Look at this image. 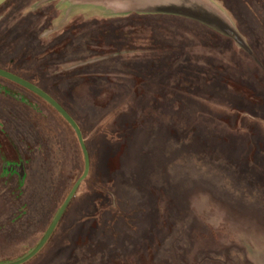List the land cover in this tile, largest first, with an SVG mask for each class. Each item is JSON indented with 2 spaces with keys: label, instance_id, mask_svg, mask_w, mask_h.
I'll use <instances>...</instances> for the list:
<instances>
[{
  "label": "rangeland",
  "instance_id": "1",
  "mask_svg": "<svg viewBox=\"0 0 264 264\" xmlns=\"http://www.w3.org/2000/svg\"><path fill=\"white\" fill-rule=\"evenodd\" d=\"M14 1L0 6L1 55L24 47L18 64L26 73L56 84L48 83L83 127L99 121L104 131L89 153L93 179L80 184L51 240L24 264H263L256 257L264 251V0H214L246 47L170 18L88 22L61 36L60 20L36 11L56 0L19 12L27 0ZM0 84L46 116L22 144L24 163L8 166L26 175L23 188L17 176H0L3 260L39 242L81 159L48 105ZM1 147L0 170L19 157ZM94 179L103 193L90 186Z\"/></svg>",
  "mask_w": 264,
  "mask_h": 264
},
{
  "label": "trees",
  "instance_id": "2",
  "mask_svg": "<svg viewBox=\"0 0 264 264\" xmlns=\"http://www.w3.org/2000/svg\"><path fill=\"white\" fill-rule=\"evenodd\" d=\"M10 1H14V0H7L4 4H7ZM16 1L17 0H15L14 2H16ZM34 1H36V0H27V2L22 5L20 10H17L16 12L21 11L23 8L29 6ZM36 11L37 12H42V13L44 12V14L46 16L45 17L42 16V19L44 18V19H46V21L49 20L50 23H52V21L58 15V9L56 8L55 5L53 6L51 3L42 4ZM140 17H142V16H139L137 14H131L129 17L122 18V19L123 20L124 19H132V20H134V19L140 18ZM149 17H164V16L153 15V16H149ZM165 17L170 18V19L176 18V17H173V16H165ZM115 20H117V19H115ZM115 20H104V19H99V18L88 19V20H86V22L85 21L74 20L72 22H68L67 24H65L63 26V28L60 31V33H61L60 35L62 36L66 31H71V32L72 31H76L77 33L76 32H73V33L74 34H78V32H80L81 29H82V28H80L82 23L96 22V24L98 23L97 24L98 27H100V28L104 27L105 28L107 25L112 24V22H114ZM118 28H120V27L118 26ZM123 28L126 29V26L123 27ZM120 29L122 30V28H120ZM74 34H70L68 36V38L72 37ZM28 41H29V44H32L34 39L33 38H29ZM23 48L24 47H21V49L17 52V54H11L10 51H6L4 54L1 55V52H0V67L8 69V70H10L12 72H15L16 74H19L20 76H23L24 78H27V79L31 80L32 82L36 83L37 85L42 87L44 90H46L48 93H50L52 96H54L66 108V110L70 114H72V116L76 119V121L81 126L83 134H84V139H85V142L87 144L90 156H93L94 155L93 152H94L96 140H97L98 137H101V134L103 135V133H104L103 128L101 126V122L98 121L94 125H91V126L86 127V128L83 127L80 124L79 119H77V117L72 113V111H70L69 107L65 103H63V101H62V99L60 97L57 96V93H56L57 90L53 91L51 89V87L49 86V84H51V83H49L48 80L43 78V81H45V83H42L35 77V75H33V73H26V71L24 70L25 68H23V65L22 64H18L19 59L23 58L24 53H25ZM60 72H62V71L56 72V75L59 74ZM9 82L14 84V85H16L19 88H22V89L28 91L33 96L37 97L39 100H41L46 105H48V107H50L53 110V112L56 115H58L63 120L65 125H67V127L72 132L73 139H74L75 144H76L77 154H78V156L81 159V169H80L79 176L73 181L71 186L68 188L66 194L62 198V201L60 202V204H62L64 199L66 198V196L68 195V193L70 192V190L74 186L75 182L78 180V178L81 176V174H82V172L84 170V158H83L84 156H83V151L81 149V146H80L79 140L77 138V135H76L74 129L65 120V118L57 110H55L49 103H47L45 100H43L41 97H39L38 95L34 94L33 92H31V91L19 86L18 84L13 83L11 81H9ZM51 85L53 87L56 84L52 83ZM6 102L7 101H4V102L0 101V149L2 148L1 147L2 144L3 145L4 144L9 145L13 150L16 151V154H17V156L19 155V157H18V159L16 161H14V160H12V161H9V160L4 161L3 165L1 166L0 176L1 177L14 176V175L17 176V186L19 188H23L25 180H26V175L25 174H19V173L16 172V170L14 171L13 169L10 170V169H8V166L11 165V163L14 164L15 162L16 163H22V164L24 163V159L22 158L23 155L19 154V152L21 150V147H22V144L24 143L25 140H28L27 138L29 136V133H30L31 129H37V131H38V128L41 126L39 121L43 120V122H44V120H45L44 117H46V116H45V114L43 113L42 109L39 106H37L36 104H34L33 102H31L30 100L25 98L24 96L19 95L17 93L14 94V98L13 99L9 100V103H6ZM32 133H34V135L36 136V137H34V140L40 141L39 133H36L34 130L32 131ZM41 138L43 139V137H41ZM26 146H27V143H26L25 147ZM0 155L2 156V158H4V156L2 154H0ZM92 179H93V177H92V173H91L85 179V182H87V181L89 182V180H92ZM90 186L94 187V188L97 187V189H99L100 193H103L102 190H104V186L105 185H102L101 181L94 179V182L91 181ZM110 187H111V189L108 190V193H109V195L114 197L115 196V192H116V188L113 185L110 186ZM101 196L102 195H100L99 197H101ZM73 199L70 201V204H69L66 212L63 214V216H62V218L60 220V223L57 226V229L61 225V223L64 220L65 216L67 215L68 211L70 210V207L72 205ZM55 232H56V230H55ZM17 257L18 256L0 260V263L11 262V261H14V260H17V259L20 258V257H18V258Z\"/></svg>",
  "mask_w": 264,
  "mask_h": 264
},
{
  "label": "water",
  "instance_id": "3",
  "mask_svg": "<svg viewBox=\"0 0 264 264\" xmlns=\"http://www.w3.org/2000/svg\"><path fill=\"white\" fill-rule=\"evenodd\" d=\"M7 0H0V6L4 4ZM71 5H83L87 3H104L109 4L114 2L119 4L118 7L127 8L130 11H137L142 13H168L186 16L195 19L214 30L219 31L235 40L237 44L242 47H246L242 38L239 36L238 32L234 28L227 14L212 0H64ZM0 76L6 78L18 85L30 90L35 93L45 101H47L52 107H54L71 125L74 129L77 138L79 140L81 149L84 155L85 167L82 175L75 182L74 186L64 199L63 203L56 212L53 220L48 226L42 238L39 242L24 256L21 258L0 264H24L25 262L32 259L47 243L50 236L54 232L56 226L61 220L63 214L65 213L70 201L76 194L80 184L86 179L90 170V156L83 137L82 130L73 118V116L64 108L60 102H58L52 95H50L43 88L37 84L31 82L30 80L13 73L4 68H0Z\"/></svg>",
  "mask_w": 264,
  "mask_h": 264
},
{
  "label": "crops",
  "instance_id": "4",
  "mask_svg": "<svg viewBox=\"0 0 264 264\" xmlns=\"http://www.w3.org/2000/svg\"><path fill=\"white\" fill-rule=\"evenodd\" d=\"M214 2V0H212ZM215 3V2H214ZM218 5L217 3H215ZM119 4H115L114 2L109 3V4H104V3H87L83 5H71L67 3L64 0H56L55 6L58 9V15L56 16L55 20H60V27L63 28L65 24L68 22H72L74 20H79V21H86L88 19L92 18H99V19H104V20H115V19H122V18H127L131 14H137L139 16H142L140 18H167L165 16H173L176 18L172 19H179L183 21H188V22H196L198 24H203L195 19L182 16V15H177V14H168V13H142V12H137V11H130L127 8H121L118 7ZM81 6H86L93 8L89 13H78L76 12L79 10V7ZM219 6V5H218ZM71 7L70 11L67 12V9ZM153 15H159V16H164V17H149ZM205 25V24H203ZM207 26V25H206ZM209 27V26H208ZM211 28V27H210ZM60 29V30H61ZM213 29V28H212ZM256 259H260L263 264H264V251L260 254L257 255Z\"/></svg>",
  "mask_w": 264,
  "mask_h": 264
},
{
  "label": "flooded vegetation",
  "instance_id": "5",
  "mask_svg": "<svg viewBox=\"0 0 264 264\" xmlns=\"http://www.w3.org/2000/svg\"><path fill=\"white\" fill-rule=\"evenodd\" d=\"M2 68V67H0ZM5 69V68H4ZM8 70V69H6ZM10 71V70H9ZM12 72V71H11ZM15 73V72H13ZM19 75V74H18ZM23 77V76H22ZM1 79H4V80H7V81H10L6 78H3L0 76ZM27 79V78H26ZM29 80V79H28ZM31 81V80H30ZM12 82V81H11ZM32 82V81H31ZM14 83V82H13ZM34 83V82H33ZM17 84V83H16ZM36 84V83H35ZM20 86V85H19ZM39 86V85H38ZM22 87V86H21ZM24 88V87H23ZM42 88V87H41ZM26 89V88H25ZM28 90V89H27ZM30 91V90H29ZM14 90L7 87V86H4L3 84H0V101L1 102H4V101H7L6 103H9V100L13 99L14 98ZM35 94V93H34ZM9 99V100H8ZM18 165V164H17ZM17 168V166H15ZM14 167H8V169H13Z\"/></svg>",
  "mask_w": 264,
  "mask_h": 264
}]
</instances>
